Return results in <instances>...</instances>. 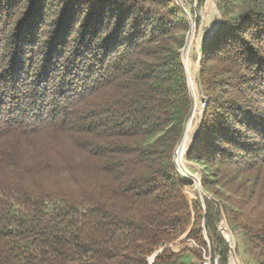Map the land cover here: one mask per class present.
<instances>
[{
	"label": "trees",
	"instance_id": "obj_1",
	"mask_svg": "<svg viewBox=\"0 0 264 264\" xmlns=\"http://www.w3.org/2000/svg\"><path fill=\"white\" fill-rule=\"evenodd\" d=\"M217 10L185 155L207 195L189 201L173 163L192 108L175 0H0V77L17 95L0 104V264H147L159 250L152 264H200L201 249L226 264L221 215L264 264V0ZM184 235L194 247L173 252Z\"/></svg>",
	"mask_w": 264,
	"mask_h": 264
},
{
	"label": "rangeland",
	"instance_id": "obj_2",
	"mask_svg": "<svg viewBox=\"0 0 264 264\" xmlns=\"http://www.w3.org/2000/svg\"><path fill=\"white\" fill-rule=\"evenodd\" d=\"M182 1L189 15L187 16L189 30L185 37L184 46L180 52L186 74V81L192 102V108L185 124L183 137L176 147L175 156L178 158V154H180L181 150H183L182 162H178V167L182 172L185 173L186 178L192 183L191 186L187 187L186 194L188 200L193 201L199 196L202 198L204 195H207L202 191L200 185L202 174L201 166L192 162H188L185 159V155L192 144L193 137L198 129L202 113L206 105V99L202 95L198 83V52L203 42L218 27L220 22V14L217 10V0ZM193 9H196L195 16L190 14V11ZM1 70L2 69L0 68V72ZM4 76L7 75L5 74ZM18 79V86L21 88L19 89L20 92L25 93L26 91H31V87L29 88L24 86L28 85L29 81L31 80L30 78H28L26 75H20L18 76ZM7 80L8 78L0 77V104L16 102L17 95L12 96V93H14L16 90H14L15 88H12L13 86L11 87L12 84H6ZM71 93L74 94L75 91H72ZM5 96H8V98ZM19 96L20 97L18 99L21 101L20 99L22 98V95L19 94ZM24 97H28V95ZM217 229L222 238L228 244L230 248L229 251H231L232 256L237 264H256L255 255L249 242L246 241V239L239 233L238 230L232 231L230 229L223 215H221L217 222ZM168 247H170L173 252H182L192 249L194 244L191 241H187L184 235L174 243L168 245ZM229 251L227 257L230 255ZM216 253H218L220 255V259H222L221 254L219 252ZM152 256L148 258V261L150 258H152ZM193 259L194 258L190 253L185 255V262L193 261ZM201 260L203 261V259ZM202 261L200 264H202ZM195 263L198 264L199 262L196 261Z\"/></svg>",
	"mask_w": 264,
	"mask_h": 264
},
{
	"label": "built area",
	"instance_id": "obj_3",
	"mask_svg": "<svg viewBox=\"0 0 264 264\" xmlns=\"http://www.w3.org/2000/svg\"><path fill=\"white\" fill-rule=\"evenodd\" d=\"M175 4L181 8L182 10L185 11V13L188 15V11L185 9L184 7V4H183V1L182 0H175ZM189 16V15H188ZM183 137V136H182ZM184 140V139H183ZM176 152V150H175ZM182 154H183V150H181L180 154H178V158H176L175 154H174V157H173V163H174V166H175V169L176 171L183 177L186 178V175L184 172H182L180 169H179V165H178V162H182ZM202 250V264H221V259H220V255L218 253H211L210 249H208L207 251H204L203 249ZM230 255L229 257H227V264H232V261H233V256H232V253L231 251H229Z\"/></svg>",
	"mask_w": 264,
	"mask_h": 264
},
{
	"label": "bare ground",
	"instance_id": "obj_4",
	"mask_svg": "<svg viewBox=\"0 0 264 264\" xmlns=\"http://www.w3.org/2000/svg\"><path fill=\"white\" fill-rule=\"evenodd\" d=\"M228 233V232H227ZM152 263V258L149 259L147 264H151ZM232 264H237L236 261L233 259Z\"/></svg>",
	"mask_w": 264,
	"mask_h": 264
},
{
	"label": "water",
	"instance_id": "obj_5",
	"mask_svg": "<svg viewBox=\"0 0 264 264\" xmlns=\"http://www.w3.org/2000/svg\"><path fill=\"white\" fill-rule=\"evenodd\" d=\"M160 252V250L159 251H157V252H155L154 254H153V256H152V262H153V260H154V258H155V256L158 254ZM147 263H148V261H147ZM152 264V263H151Z\"/></svg>",
	"mask_w": 264,
	"mask_h": 264
}]
</instances>
